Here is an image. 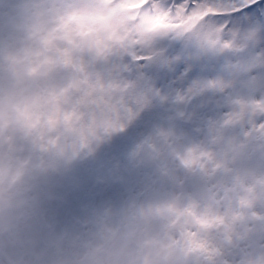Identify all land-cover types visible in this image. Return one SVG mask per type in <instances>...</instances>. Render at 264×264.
Instances as JSON below:
<instances>
[{"label": "snow or ice", "instance_id": "obj_1", "mask_svg": "<svg viewBox=\"0 0 264 264\" xmlns=\"http://www.w3.org/2000/svg\"><path fill=\"white\" fill-rule=\"evenodd\" d=\"M137 3L139 8L132 10L140 14L141 33H158L160 38H131L119 54L98 64L99 83L81 93L90 123L105 133L122 134L116 153L135 141H140L138 147L167 152L177 167L160 186L203 192L204 203L218 204L231 188L195 162L210 159L213 146L234 137L264 139V0H20L0 13V47H8L25 14L33 18L32 29L40 21L51 25L44 33L47 38L67 26L72 16ZM65 8L71 10L62 11ZM182 146L191 147L185 153ZM181 169L194 171L181 175ZM149 182L145 170L122 171L101 194H66L55 200L48 222L58 227L76 221L85 204L120 200ZM260 195L259 211L246 201L252 211L234 212V219L250 224L255 235L229 243L219 264H239L245 253L264 252V184ZM198 206L190 203L180 214L188 237L206 223Z\"/></svg>", "mask_w": 264, "mask_h": 264}, {"label": "rangeland", "instance_id": "obj_2", "mask_svg": "<svg viewBox=\"0 0 264 264\" xmlns=\"http://www.w3.org/2000/svg\"><path fill=\"white\" fill-rule=\"evenodd\" d=\"M19 2L20 0H0V13L10 11ZM70 3L81 4L82 0H70ZM70 10L71 8H65L62 11L67 12ZM112 10L113 8H111V10H106L104 12H98L95 14L85 13L72 16L70 18L69 24L56 35V41L54 43L55 46L57 45L64 54L62 55V60L77 66L80 78L87 81L90 86L99 83L97 66L99 63H101V61L98 63H93L91 59H84L82 57L75 56L76 48H79V37L81 35H79V32L80 30H83V32H92L94 47L98 53H101L102 55L106 49L105 37H107L108 34L119 40V36L115 34L114 27L108 20L109 14L112 12ZM32 23L33 18L31 15L25 14L23 19H21L17 24L14 37L6 49L9 51V55H15L18 52L20 55H22V57H26V67L28 69L36 70L38 73V68H41L42 71L47 70V75H45L43 82L40 84V89L32 90L30 92H27V90L24 91L23 89V94L25 97L24 103L27 109L26 114L30 115L33 113L35 118H32L31 121H39L42 123L43 129L45 128L44 130L47 131L50 124L52 123L50 115L51 111L45 106V102H48L51 99L50 93L53 92L54 96H57H55L56 105L65 111H67L68 106L70 107L71 104H76V102L73 100L69 101L67 96H61L62 93L60 86L62 82L68 83L69 75L67 74L65 76L62 71L58 70L57 67L53 65V62L56 60L51 55L43 53L40 49V43L47 39L45 38L44 33L47 28L51 27V25L47 21H40V26L38 28L32 29L30 28ZM136 25L139 26V23L137 22ZM82 27L83 29H81ZM86 27H89V29L87 30ZM139 32H141L140 27ZM68 52L70 54H68ZM56 73L61 74L59 77L60 79H55L56 77L53 75ZM50 80H52V82ZM10 82L12 81H9V83ZM49 85H51V87H48L49 91H46V87ZM11 86L12 83L9 88L4 91L6 97H13L14 94H19V90L15 91ZM24 87L25 85H23V88ZM81 115H84L85 117L83 122L86 124V128L84 124L82 125L81 123L80 130H78L76 135H72L66 130L59 128L56 131L58 134L56 133L57 135L54 138H50L51 144L55 143L49 153V159L53 164L47 171H45L47 167L43 168V171L44 177H48L49 179V182L46 181V183L49 184L46 186L48 187L47 196L48 199L52 201V203L53 201L57 200L56 197L59 193L62 197L68 194V191L69 194L78 193L79 196H90V182H94L98 179L97 173H95L92 167L88 166L90 165L88 162L91 160L96 164L99 163L102 177H105L103 178L105 180L104 183H97V188L100 191L97 189V194H93L92 196L103 193L106 190V187L102 184L107 186L111 180L117 181L122 171L142 170L140 167V160L136 155L134 157L130 156V158L127 156V153H132L134 155V151L136 149L134 146H129L127 151H123V154H125L129 159L125 158V155H121L118 158V161H114V158L112 161H110L111 157L106 155L109 150L103 149L106 147L109 148L111 144L110 141L113 140V135L115 132L105 133L98 128H94L93 124L90 123V118L85 108L81 110ZM116 134L119 135L120 133L116 132ZM118 135L116 136L117 143L119 142V137L122 134L120 136ZM56 138L60 139L59 145L57 142H55ZM237 138L239 137H234V139ZM47 139L49 140V138ZM81 139L87 150L91 151L90 156L93 159L88 160L89 157H85L84 162L81 164L80 168H78L80 161L75 166H72V161L70 162V159L75 157L74 151L71 150V146L77 142V140ZM230 142L231 141L224 143L228 145ZM133 143H138V141ZM39 145H41V148L45 150L47 148L46 140H40ZM84 145L82 146L84 147ZM97 147L101 148V152L97 149ZM189 147L191 146H182L181 150L186 153L189 150ZM17 151V142L12 140V137H9L6 141V147L4 151L0 153V159L3 158V155L7 153L15 158ZM154 151L155 153L157 152V155H159L157 157L159 166H161V168L166 171L169 176H171L173 174V170L177 167V162L167 152L162 155L159 149H155ZM111 163L116 164L115 167H110L109 164ZM195 163L198 168H202L203 164H199V162ZM227 164L229 165L230 162H227ZM204 168L207 169L209 176L212 174V171L217 169L214 164H212L209 168H207V166ZM73 170L77 171L80 176L73 175ZM192 171L194 170L189 169L188 174H191ZM180 174L184 175L187 173L185 172V169H181ZM0 181L3 183L2 176H0ZM33 182L36 184L35 181ZM80 182L83 185H81ZM228 186L231 188L232 185L228 184ZM249 186L250 184L246 182L245 188H248ZM175 194L176 192L172 190H160L154 186L152 181L143 188L134 191H128L120 200H116L115 202L111 199H104L102 202L93 205L92 209L87 208L85 210L82 207L80 216L78 220H76V222L85 223V229L81 232L82 237L79 235V230H76L75 233L72 232V234H70L71 237L69 240H67L68 243L64 244V242H62V236L64 233L70 230V223L58 227L56 226L55 228V234L53 236V251L55 252V255L52 257L55 264H106L109 256L113 253V250L108 246L110 241L118 237L122 232L130 231L132 226L134 231H141L139 242L141 251L140 264H184L185 250L191 249L198 252V250L201 248L198 247L197 244L203 246L207 256L211 257L210 255L212 249L210 246H205L203 240H201L198 235L195 234L188 237V234L184 231L182 243L183 246L175 248L174 250H168L169 248L173 247L172 241L176 243V237L174 234H169V232L166 230V226L172 223L175 225V227L183 230L182 227L184 226V219L180 214L190 203L196 204L190 191H184L181 197H178L174 200L173 198L175 197ZM233 198L234 194L231 193L228 196V200H233ZM224 199L226 201V198L221 196L220 203L215 204L214 211H217L219 215L222 213L219 208H221V202ZM178 203L181 205V208H179V215L171 210L172 205L174 204L177 206ZM132 205L134 206V211ZM113 207H116L117 209H123L125 211L120 212L122 215L119 216V218L121 219L116 220V217L114 216L115 210H113ZM197 211L202 217L206 219L204 216L205 210L203 208L198 206ZM234 212L239 211L234 208ZM92 213H95V217L98 220H102V225L98 227V229L93 224L92 220L90 221L89 217H87ZM150 234L157 236L160 241L158 255L156 254L155 248L149 243ZM66 238L68 237L66 236ZM19 239L24 241L23 236L21 235L19 236ZM77 239L79 242H77ZM229 243H232L230 239H227L226 237L224 238L223 236L219 242L220 249L225 251ZM84 244L86 247L85 250H80L84 247ZM6 245V252L4 253L7 256V259L13 264H18L19 261L17 257H14V250H11L7 243ZM24 247L30 252L29 255L31 256V260L29 261L27 257L24 259L23 264H49V261L45 259L44 251H42L39 255H33L26 243H24ZM167 252H171L167 256L169 260L165 259ZM0 264L6 263L3 261L0 262Z\"/></svg>", "mask_w": 264, "mask_h": 264}, {"label": "trees", "instance_id": "obj_3", "mask_svg": "<svg viewBox=\"0 0 264 264\" xmlns=\"http://www.w3.org/2000/svg\"><path fill=\"white\" fill-rule=\"evenodd\" d=\"M140 3H143V0H140ZM139 6L140 4L137 3L114 7L112 12L109 14L108 20L114 27L115 34L119 36V40L108 34V36L105 37V52H103L99 61H93V63H98L100 61L102 62L110 56L119 54L123 49L124 43L131 38L139 37L142 40H147L150 42H154L160 38L158 33H153L151 36H145L139 32V26L136 25V23L140 14L132 10L133 8H139ZM81 29H83V27ZM86 29L88 30L89 27H86ZM60 31L53 32L51 35L47 36L46 40L43 41V45L47 46L46 54H50L54 49L58 48L57 45L55 46L54 42L56 41L57 33ZM82 32L83 30H80L79 35ZM68 54L70 53L68 52ZM62 55L64 54L62 53L60 58L63 57ZM75 56L83 57L79 54L77 48L75 51ZM88 58L90 59V57ZM62 61L63 60L60 59L59 65H56L55 63H53V65L60 69H69L71 67H75L70 63H62ZM8 68L21 69L22 78L25 77L24 75L27 73V71H29V69L26 67V57L18 58L16 56H7L5 49H2L0 51V69ZM38 69L47 75V70L42 71L41 68ZM53 76L56 77L55 75ZM5 77L9 78L11 76L8 74H0V89L6 87L7 85L10 86L11 83H13L2 80V78ZM62 87L64 88V85H62ZM0 109L2 111L6 110L3 108V104H1V102ZM27 131L33 133L32 130ZM230 141L231 142L228 143V145L222 142L213 146L211 149L212 156L210 159H197L196 161L199 162V164H203L202 168L205 166L209 168L212 164H214L217 169L212 171L210 177L232 185L231 191H229L226 196L223 194L221 195L226 198V201L224 199L221 202L222 205L221 208H219L222 213L220 215L217 213V211L207 214L205 213L206 223L203 224L195 233L201 238V240H203L205 246H210L212 249L210 255L211 257H208L203 249V246L197 244V246L201 248L198 250V253L202 256V264H219V258L222 251L220 249L221 243L219 244V242L223 236L224 238L226 237L227 239H230L231 242H239L244 239H251L255 235V230L250 224L241 223L234 219V208L239 211V213L246 215L252 210L245 202L251 201L257 205L256 211H259L258 205L261 199L260 188L261 185L264 184V139L259 138V136H254L239 137L237 139L232 138ZM30 142H32V140H30ZM77 143L82 144V139L77 140ZM34 149L37 148L34 147ZM41 155L43 154H41L39 150H35L32 157L34 158ZM227 162H230V164L228 165ZM39 163H41L40 167L33 166L34 172H27V174L21 175L17 178L14 184L5 185V182L2 183V181H0V232L13 231V224L24 225L20 233V235L23 236L24 241H22V239L20 240L18 237V245L16 247H12L8 244L10 249L14 250V257H17L19 261L18 264H23L24 259L30 257V252L25 249L24 243H26L27 239L32 237L35 238L38 234L37 231L32 228L33 224L38 223L41 230L52 237V239L49 241L48 248L54 250L53 236L55 234L56 226H52L48 222V209L52 204V201H50L47 196L48 187L46 186L49 184H47L46 181L49 182V179L48 177H44V183L46 186L40 185L41 173L43 172L42 168L45 166V163L44 161H39ZM6 166L7 165L4 162L2 164L0 176L2 173H10L7 171ZM185 172L188 174L189 170H186ZM11 173L14 174L13 172ZM34 173L37 174V180ZM72 174L77 175L78 172L73 170ZM10 177L12 176H6L7 179ZM78 180L80 181L79 178ZM33 181H35L36 184ZM246 182L250 184L248 188H245ZM81 185L83 184L81 183ZM89 189V195L92 196L94 194L93 182H90ZM231 193L234 194V198L233 200H228V196ZM72 195L79 196L78 193H72ZM60 197L61 194L59 193L56 199ZM87 208L92 209L93 205L90 206L85 204L83 209L86 210ZM171 210L176 212L175 210L177 209L172 205ZM91 216L93 215L91 214ZM89 219L90 221L92 220L93 224L95 225L94 220L91 217ZM69 223L71 225L70 230L64 233L62 236V242H64V244L68 243L67 240L70 239V234H72V232L75 233L76 230H79V235L81 236V232L84 230L83 225H81L79 222L71 221ZM166 230L169 232V234H171L174 228L171 225H167ZM130 231H134L133 226ZM66 236L68 238H66ZM149 240L150 245L155 248L156 254L158 255L160 242L158 237L150 234ZM77 242H79L78 239ZM6 246V242L0 241V262L4 260L7 262L6 264H13L12 262H9L7 256L4 253L6 252ZM85 248L86 247L84 244V247L80 250H85ZM226 251L227 248L225 249V252ZM169 253L171 252H167L165 256V259L167 260H169V258H167ZM1 255L3 258H1ZM44 256L45 259L49 261L47 250H44ZM51 259L54 261L52 257ZM239 264H264V252L253 250L251 252L245 253L240 256Z\"/></svg>", "mask_w": 264, "mask_h": 264}, {"label": "flooded vegetation", "instance_id": "obj_4", "mask_svg": "<svg viewBox=\"0 0 264 264\" xmlns=\"http://www.w3.org/2000/svg\"><path fill=\"white\" fill-rule=\"evenodd\" d=\"M21 71H22L21 69H14V68L0 69V74H8V75L11 76V77L7 78V81H12L13 82L12 83V86H11L13 88V90H15L14 89V86H17L18 87L17 90H19L20 87H21V93L18 91L19 94L18 95L14 94L13 97H11V96L10 97H6V94L4 92L6 89L9 88V86L8 87L7 86L6 87H3L0 90V102L5 107L6 106L8 107V105L11 106V107H14V109H12V110H14L17 113V117L19 118V123H18V126L16 128V131L14 133H8L6 131L5 138H6V141H7L9 137H12V140L13 139L15 141L22 140V143H24V140L25 139H30V138L37 139V140L38 139L39 140L40 139L41 140H46V147H47L45 149V151H46V161L49 163L48 164L49 165L48 166V169H50L53 163L49 159V157H50L49 156V153H50V151L52 149V146H54V144H55V143L54 144H51L50 140L52 138H54L58 134L56 131L59 128H62V129H64V130L67 131V128L69 127L68 124H67V121L69 122V116H68V112H67L68 111V108H67V111H65L64 109L59 108L56 105V102L54 100L55 99V96L51 95V97H50L51 99L48 102L45 103V106L48 109H50V111H51L50 112V115H51V122L52 123L50 124L48 130L47 131L44 130L45 128L43 129V125L39 121L33 120V122H32L31 120H32V118H35V116L33 115V113L30 114V115L26 114L27 109H26L25 103H24L25 97H24V94H23L24 93L23 92V89H24V91L27 90V92H30L32 90H38L41 87L38 85L36 88L32 89V88H29L28 85L24 84L25 81H22L21 82V80H22ZM28 74H30V73L27 72L25 74V76H27ZM2 80H5V79L2 78ZM43 80H44V77H43ZM23 85H25L24 88H23ZM17 90H15V91H17ZM80 108L82 110V107L81 106H80ZM2 115H3V112H1V114H0V122H3ZM28 117H30L31 119L28 118ZM9 123H11V122H9ZM74 123L76 125H78V123H76V122H74ZM27 130H32L33 133H31V132H29ZM42 130H44V131H42ZM15 135H17V136H15ZM117 135L118 134H116V132H115L114 135H113V140L110 141L111 144H110L109 148L106 147V148L103 149V150H105V149L106 150H109L106 155H109L111 157V160L110 161H112L113 158H114V161H118V158L121 155H125V154H123V152L122 153H116L114 151L115 145L117 144V142H116L117 141V137H116ZM120 135H121V133L118 136H120ZM24 137H25V139H23ZM47 138H49V140ZM59 140L60 139H57V138L55 139V142H57L58 145H59ZM135 144L136 143H133V142L132 143H129L125 147L124 150L127 151L128 148H129V146H135ZM96 145H97V143H96ZM27 146L28 145H26L25 147H20L19 148L20 149V152L22 154H26V152L29 150V148H27ZM97 149L101 152V148H98L97 147ZM41 150H43V149H41ZM7 154H4V155L7 156ZM136 154H137V152H136ZM127 156L129 158H130V156L134 157L135 156V151H134V155L132 153H127ZM127 156L125 155V158L129 159ZM36 160H38V159H36ZM8 165L11 166L12 163L11 164H8ZM97 166H98L99 169H101L99 163L97 164ZM10 172H11V170H10ZM103 178H105V177H102V174H101V171H100L99 174H98V182H99V184L105 182V180ZM115 181L116 180H113V181L111 180L110 182H115ZM102 185L106 187V185H104V184H102ZM112 201L115 202L116 200H112ZM113 210H115L114 211V216L115 217L121 216L122 215L120 213L121 211L122 212H125L123 209H117L116 207H113Z\"/></svg>", "mask_w": 264, "mask_h": 264}, {"label": "clouds", "instance_id": "obj_5", "mask_svg": "<svg viewBox=\"0 0 264 264\" xmlns=\"http://www.w3.org/2000/svg\"><path fill=\"white\" fill-rule=\"evenodd\" d=\"M11 122V123H9ZM19 123L17 113L12 109H6L3 116V123H0V131H7L8 133H14ZM24 225L13 224V231L0 232V241H4L12 247L18 245V237L23 229ZM32 228L37 231L35 238L26 240V244L33 255H39L42 251L47 250L49 257V264H55L51 259L55 255V252L48 248L49 241L52 237L43 232L40 225L33 224ZM140 237L141 231H127L122 232L118 237L111 240L109 248L113 250V253L109 256L106 264H140L141 251H140ZM31 260V256L28 257Z\"/></svg>", "mask_w": 264, "mask_h": 264}, {"label": "water", "instance_id": "obj_6", "mask_svg": "<svg viewBox=\"0 0 264 264\" xmlns=\"http://www.w3.org/2000/svg\"><path fill=\"white\" fill-rule=\"evenodd\" d=\"M80 52L82 54H89L93 57V59L97 60L100 57V54L97 52L96 48L93 44V33L89 32L82 36L81 43H80ZM42 80V76L37 74H31L27 77V81L32 87H36L37 84ZM81 87H89V85L85 82L79 79L78 74L76 71H73L72 73V80L70 84V90L75 95H79L81 93ZM5 146L4 142V131H1L0 133V151L3 150ZM139 157L141 159V166L144 170L150 172L154 179H155V185L163 188L160 186V181L165 180L168 176L164 172L160 170L158 165L155 162L154 159V152L150 147L143 146L139 149ZM165 189V188H163ZM193 194V197L195 201L201 205H204L207 209V211H212L214 208L213 204L204 203V193L203 192H194L191 191ZM186 228V227H185ZM197 228H193L192 230H196ZM182 241V234L178 232V243H181ZM201 258L200 256L194 252V251H187L185 253V262L186 264H199Z\"/></svg>", "mask_w": 264, "mask_h": 264}]
</instances>
